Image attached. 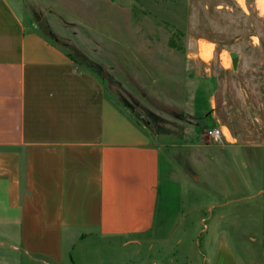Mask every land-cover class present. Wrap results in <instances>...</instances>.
Returning a JSON list of instances; mask_svg holds the SVG:
<instances>
[{
  "label": "rangeland",
  "instance_id": "374dc122",
  "mask_svg": "<svg viewBox=\"0 0 264 264\" xmlns=\"http://www.w3.org/2000/svg\"><path fill=\"white\" fill-rule=\"evenodd\" d=\"M9 1L29 30L102 77L121 124L132 118L167 143L156 219L177 224L179 262L188 254L190 264L209 226L242 264H264V0ZM188 54L212 59L213 113L188 76ZM215 122L229 141L206 135Z\"/></svg>",
  "mask_w": 264,
  "mask_h": 264
},
{
  "label": "crops",
  "instance_id": "0c3cea01",
  "mask_svg": "<svg viewBox=\"0 0 264 264\" xmlns=\"http://www.w3.org/2000/svg\"><path fill=\"white\" fill-rule=\"evenodd\" d=\"M210 59L185 62L213 113ZM116 109L102 77L0 0V264H188L177 224L156 219L167 143ZM201 232L190 264H242L223 230Z\"/></svg>",
  "mask_w": 264,
  "mask_h": 264
},
{
  "label": "built area",
  "instance_id": "2783aa9c",
  "mask_svg": "<svg viewBox=\"0 0 264 264\" xmlns=\"http://www.w3.org/2000/svg\"><path fill=\"white\" fill-rule=\"evenodd\" d=\"M206 135L215 142L228 138L222 128H207Z\"/></svg>",
  "mask_w": 264,
  "mask_h": 264
},
{
  "label": "water",
  "instance_id": "95a60500",
  "mask_svg": "<svg viewBox=\"0 0 264 264\" xmlns=\"http://www.w3.org/2000/svg\"><path fill=\"white\" fill-rule=\"evenodd\" d=\"M232 67L236 69L238 62V55L235 52H230ZM100 74L106 76L102 71L98 70Z\"/></svg>",
  "mask_w": 264,
  "mask_h": 264
},
{
  "label": "bare ground",
  "instance_id": "6f19581e",
  "mask_svg": "<svg viewBox=\"0 0 264 264\" xmlns=\"http://www.w3.org/2000/svg\"><path fill=\"white\" fill-rule=\"evenodd\" d=\"M204 46V43H202L200 48L202 54H206V48Z\"/></svg>",
  "mask_w": 264,
  "mask_h": 264
},
{
  "label": "trees",
  "instance_id": "16d2710c",
  "mask_svg": "<svg viewBox=\"0 0 264 264\" xmlns=\"http://www.w3.org/2000/svg\"><path fill=\"white\" fill-rule=\"evenodd\" d=\"M91 68V67H90ZM92 69V68H91Z\"/></svg>",
  "mask_w": 264,
  "mask_h": 264
}]
</instances>
